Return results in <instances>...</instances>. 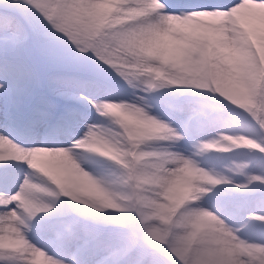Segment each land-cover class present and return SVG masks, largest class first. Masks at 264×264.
Listing matches in <instances>:
<instances>
[{"label": "snow or ice", "instance_id": "6c2138e0", "mask_svg": "<svg viewBox=\"0 0 264 264\" xmlns=\"http://www.w3.org/2000/svg\"><path fill=\"white\" fill-rule=\"evenodd\" d=\"M0 264H264V0H0Z\"/></svg>", "mask_w": 264, "mask_h": 264}, {"label": "rangeland", "instance_id": "374dc122", "mask_svg": "<svg viewBox=\"0 0 264 264\" xmlns=\"http://www.w3.org/2000/svg\"><path fill=\"white\" fill-rule=\"evenodd\" d=\"M235 150H239V151H243V149H235ZM208 155H212V154H208ZM206 157H201L200 159H205Z\"/></svg>", "mask_w": 264, "mask_h": 264}, {"label": "trees", "instance_id": "16d2710c", "mask_svg": "<svg viewBox=\"0 0 264 264\" xmlns=\"http://www.w3.org/2000/svg\"><path fill=\"white\" fill-rule=\"evenodd\" d=\"M233 151L235 152V151H239V150H235V149H233ZM231 153H223V155H230Z\"/></svg>", "mask_w": 264, "mask_h": 264}]
</instances>
